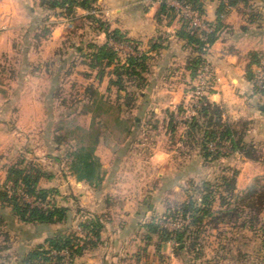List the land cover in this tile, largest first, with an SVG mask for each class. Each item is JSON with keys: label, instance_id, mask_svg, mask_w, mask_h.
I'll use <instances>...</instances> for the list:
<instances>
[{"label": "rangeland", "instance_id": "374dc122", "mask_svg": "<svg viewBox=\"0 0 264 264\" xmlns=\"http://www.w3.org/2000/svg\"><path fill=\"white\" fill-rule=\"evenodd\" d=\"M155 2L101 0L95 4L102 20L134 35L143 50L149 39L158 37L163 43V48L147 55L138 76L122 77L123 90L108 82L114 79L111 67L104 68L97 79L96 70L82 64L88 46L105 39L93 22L80 18L85 11L75 9L76 17L68 21L58 10L45 11L32 3L36 11L32 27L15 47L14 58L21 59L12 69L7 65L1 70L20 88L0 93V176L18 159L26 166L35 164L48 175L38 185L55 188L53 200L65 206L67 214L60 224L22 225L7 238L0 235V246L9 245L6 254L15 256V262L47 236L83 235L79 224L97 217L102 225L100 241L72 259L61 253L63 264H264V201L255 200L248 207V202L241 206V199L229 198V205L219 208L218 194L224 192L216 189L222 177L228 181L235 177V196L251 185L264 193V165L238 154L206 160L200 149L204 133L215 123L226 121L238 127L246 122L245 141L263 154L264 115L240 113L236 102L230 108L219 104L221 117L210 122L196 114L195 102L213 84L214 76L213 80H202L201 74L190 77L187 60L196 53L174 35L176 20L175 27L158 34L151 15L145 13ZM34 34L52 39L40 42ZM112 46L120 62L130 52L124 45ZM207 53L204 59L214 74ZM28 72L37 74L30 78ZM5 97L9 104H4ZM79 144L91 148L100 160L102 180L95 188L76 181L68 168L67 153ZM204 184L214 186L217 219H205L190 229L194 233L182 245L167 241L157 248L162 229L173 231L181 225L173 217L176 204L196 199ZM36 264L55 263L52 259Z\"/></svg>", "mask_w": 264, "mask_h": 264}, {"label": "trees", "instance_id": "16d2710c", "mask_svg": "<svg viewBox=\"0 0 264 264\" xmlns=\"http://www.w3.org/2000/svg\"><path fill=\"white\" fill-rule=\"evenodd\" d=\"M96 1L33 0L40 9L45 11L58 10L57 14L64 15V17L68 18V21L76 17L75 9L78 8L85 11V14L80 16V18L88 20L89 23L93 22L94 28L102 32L105 39L100 44H90L88 46L89 50L84 54L82 64H85L89 69H95V77L97 79L103 74L104 68L111 67L110 74L114 75V79L109 78L108 82L115 85L117 90H123L122 77L124 75L129 77L138 76L136 72H139V70L141 72L143 67H145L144 60L147 59V55L163 48V43L159 41L158 37L149 39L150 42L148 41L147 49L143 50L138 40L128 36L118 28L110 27L108 22L98 16L95 6ZM156 1L157 8L152 16L154 21L160 23L162 20H166L165 23L169 25L173 20H176L178 27L174 31V35L183 40L196 53V56L187 60L188 63L186 65L188 74L192 79H196L199 76L202 66L206 63L204 55L211 44L218 38V32L223 25L222 18L226 13V9L239 3L245 5L248 2V0H218L214 12V20L207 21L204 18L203 0H177L182 4L188 5L190 9L194 10L202 18L208 27L207 31H203L192 28L186 20H183L178 15V12L172 6L166 3V0ZM260 1L264 3V0ZM34 36L37 39L41 37L35 34ZM112 43L124 45L133 53L127 52L123 61L120 62ZM76 50L80 51L78 48ZM262 58H264V54L253 52L248 54V61L244 67V77L250 83L252 93L264 96V76L261 80L262 88L259 89L253 83L252 71L253 66ZM211 76L213 74L210 73L209 80H213ZM210 86L203 96L197 98L194 106L197 109L196 114L205 118L208 122L214 119L213 117L218 119L222 114L220 105L207 98ZM191 120L194 121L195 118H191ZM245 127L246 122H241L238 127L226 121L215 123V128L208 129L202 137L200 147L202 158L215 160L228 154H239L245 159L261 162L264 165V153L261 154L252 142L244 140ZM221 147L226 148L227 152L221 151ZM67 156L69 159L68 168L76 181L83 182L92 188L97 187L101 183V163L91 148H88L85 144H79L67 153ZM22 162V160L18 159L5 170L4 179L0 184V206L9 207L18 221L23 223L40 225L62 223L66 218L67 208L54 202L53 194L56 189L38 185L39 179L48 177V175L43 174L35 164L26 166ZM231 172L235 176V170L232 169ZM204 187L206 188H203L196 199L188 198L176 204L173 217H178L182 221L181 225L173 231H168L166 228L162 229L163 233L160 236V242L157 243V248L161 243L167 241H173L175 245H182L184 239H189L190 234L194 233L190 229H196L205 219L211 221L217 219L219 215H217V210L213 209L214 186L204 184ZM217 188H221L224 192V195L217 193L220 200L218 202L219 208L223 207V205H229V198L241 199V206H246L245 204L248 202V207H251L255 200L260 203L264 201V193L257 192L255 186L252 185L248 186L239 197L235 196V177L229 181L222 177V182L218 184ZM226 213L228 212H223L222 214ZM101 228L102 225L97 217H93L87 222L84 221L79 224V231L83 234L81 236H61L58 234L47 236L42 240L41 244H37L27 250L20 262L21 264L50 263L53 259L55 264H63L64 254L72 259L75 256H80L85 250L93 249L100 241L99 231ZM152 231L155 230L153 229ZM2 234L5 236L0 230V235ZM1 248L2 246H0ZM52 253L54 254L52 255ZM65 264H71V261H66Z\"/></svg>", "mask_w": 264, "mask_h": 264}, {"label": "crops", "instance_id": "0c3cea01", "mask_svg": "<svg viewBox=\"0 0 264 264\" xmlns=\"http://www.w3.org/2000/svg\"><path fill=\"white\" fill-rule=\"evenodd\" d=\"M99 1L101 0H97L96 2ZM32 3L33 0H0V74H2L1 72H5L1 70H6L7 65H10L8 69H12L11 65H14L15 62H19L21 59L19 56L14 58V55L17 54L15 53V47L18 46L19 41L25 39L23 35L25 30L32 27L33 22L30 21L32 15L36 12ZM217 4L218 0H203L204 18L207 21L214 20ZM156 8L157 2L153 3L145 11L146 14L151 15L153 21L152 16ZM116 11L120 13L121 10ZM165 22L166 20H162L160 23L154 21L155 27L159 29L158 34L161 31H168L169 28L175 27L174 20L169 25ZM222 24L218 32V38L207 49L208 53L206 55L212 61L214 72V81L210 86V92L207 93V98L217 104L224 105L226 108L230 106V103L236 102L241 106L240 113H249L251 111L257 116L264 115V96L252 93L251 85L244 77V67L248 61V54L250 52L264 54V3L260 0H248L245 5L239 3L236 6L228 7L222 18ZM112 27L118 28L121 31L124 30L117 23ZM126 34L135 38L128 31H126ZM31 39L32 44L36 42L35 46H37V39L33 37ZM38 39L40 42H46L52 39V37L45 36ZM40 47L41 45H39ZM22 57L24 58V55ZM7 62H12V64H7ZM36 74L37 72H28V75H32L30 78L36 76ZM2 75L0 93L14 92V89H16L14 87H19V85L16 83V86H13L14 79L4 74ZM24 80H27V78L25 77ZM233 80H235L234 84L228 83ZM17 91L19 92L18 89ZM233 91H236L237 95L233 94V97H231L230 93ZM239 93L241 97L238 96ZM3 102L5 105L9 104L6 97L3 99ZM242 158L245 159L244 157ZM4 174L5 172H2L0 176V184L4 179ZM0 221L1 226L4 227H0L1 231L5 234L4 237L6 238L12 235L10 232L13 228L29 225V223L18 221L10 211V208L3 206H0ZM8 250L9 245L0 249V255H4L0 263L21 264L20 261H14L15 256L10 257L6 254Z\"/></svg>", "mask_w": 264, "mask_h": 264}, {"label": "built area", "instance_id": "2783aa9c", "mask_svg": "<svg viewBox=\"0 0 264 264\" xmlns=\"http://www.w3.org/2000/svg\"><path fill=\"white\" fill-rule=\"evenodd\" d=\"M166 3L172 6L178 12V15L183 20H186L192 28L197 29V30H203V31L208 30V27L203 22L202 18L198 16V14L194 10L190 9L188 5L182 4L177 0H166ZM130 53H133V52L130 51ZM252 71H253L254 85L259 89L262 88L261 80L264 76V58H262L255 66H253ZM209 72H210V68L208 64L205 63L202 66L199 76L201 74L200 76L201 79L207 80L209 79V75H210ZM209 147H211V145H209ZM220 150L224 151V148L221 147Z\"/></svg>", "mask_w": 264, "mask_h": 264}]
</instances>
